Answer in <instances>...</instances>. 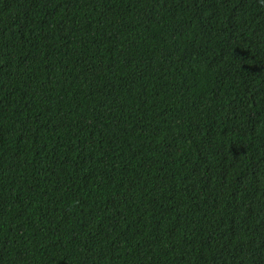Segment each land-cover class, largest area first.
<instances>
[{
  "label": "trees",
  "instance_id": "16d2710c",
  "mask_svg": "<svg viewBox=\"0 0 264 264\" xmlns=\"http://www.w3.org/2000/svg\"><path fill=\"white\" fill-rule=\"evenodd\" d=\"M0 264H264V0H0Z\"/></svg>",
  "mask_w": 264,
  "mask_h": 264
}]
</instances>
